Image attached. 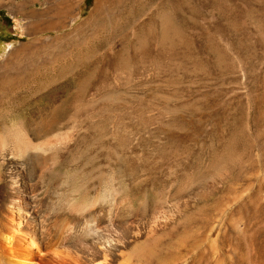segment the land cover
Masks as SVG:
<instances>
[{
  "label": "rangeland",
  "instance_id": "374dc122",
  "mask_svg": "<svg viewBox=\"0 0 264 264\" xmlns=\"http://www.w3.org/2000/svg\"><path fill=\"white\" fill-rule=\"evenodd\" d=\"M11 126L146 205L143 264H264V0H0Z\"/></svg>",
  "mask_w": 264,
  "mask_h": 264
},
{
  "label": "bare ground",
  "instance_id": "6f19581e",
  "mask_svg": "<svg viewBox=\"0 0 264 264\" xmlns=\"http://www.w3.org/2000/svg\"><path fill=\"white\" fill-rule=\"evenodd\" d=\"M169 26L162 17L164 37ZM3 129L0 264H143V240L154 231L145 225L143 202L107 182L89 198L85 179L58 172L51 150L32 138V126Z\"/></svg>",
  "mask_w": 264,
  "mask_h": 264
}]
</instances>
